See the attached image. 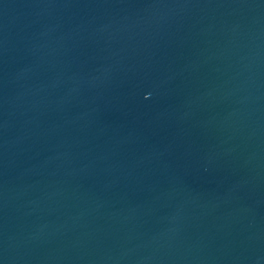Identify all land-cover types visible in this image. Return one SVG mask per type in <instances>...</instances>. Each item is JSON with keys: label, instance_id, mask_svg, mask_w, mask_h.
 <instances>
[{"label": "water", "instance_id": "1", "mask_svg": "<svg viewBox=\"0 0 264 264\" xmlns=\"http://www.w3.org/2000/svg\"><path fill=\"white\" fill-rule=\"evenodd\" d=\"M0 264H264V0H0Z\"/></svg>", "mask_w": 264, "mask_h": 264}]
</instances>
